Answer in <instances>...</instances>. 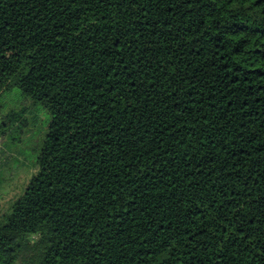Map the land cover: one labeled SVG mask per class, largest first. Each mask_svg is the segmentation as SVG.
Segmentation results:
<instances>
[{
	"label": "trees",
	"instance_id": "16d2710c",
	"mask_svg": "<svg viewBox=\"0 0 264 264\" xmlns=\"http://www.w3.org/2000/svg\"><path fill=\"white\" fill-rule=\"evenodd\" d=\"M14 87L49 121L0 264H264V0H0Z\"/></svg>",
	"mask_w": 264,
	"mask_h": 264
},
{
	"label": "rangeland",
	"instance_id": "374dc122",
	"mask_svg": "<svg viewBox=\"0 0 264 264\" xmlns=\"http://www.w3.org/2000/svg\"><path fill=\"white\" fill-rule=\"evenodd\" d=\"M22 108L26 109L28 126L23 131L10 126L0 134V207L20 193L33 172L31 164L48 126V111L32 103L17 87L0 95V122L8 112Z\"/></svg>",
	"mask_w": 264,
	"mask_h": 264
}]
</instances>
